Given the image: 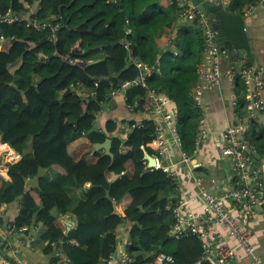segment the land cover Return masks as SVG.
<instances>
[{"label": "trees", "instance_id": "1", "mask_svg": "<svg viewBox=\"0 0 264 264\" xmlns=\"http://www.w3.org/2000/svg\"><path fill=\"white\" fill-rule=\"evenodd\" d=\"M255 2L228 0L226 9L244 15ZM181 10L175 0H0V18L18 19L0 23V144L21 156L7 164L9 181H0V205H19L10 224L0 219L3 239L40 224L49 264L57 262V252L68 264H100L128 223L134 264H150L157 252L171 254L175 264H209L201 260L195 237H168L179 192L161 169L146 167L145 154L157 155L154 123L94 126L112 92L138 78L139 70L128 59L157 63L159 73L145 80L146 87L175 104L181 149L193 157L202 115L191 92L203 56L201 30L196 22L184 21L169 47L158 46L160 37H168L181 21ZM124 97L133 114L149 111L140 85L127 88ZM105 140L111 141L112 157L94 149ZM51 169L57 173L47 181L41 171ZM29 179L38 181L32 191H26ZM71 188L80 190V199L71 197ZM59 216L72 217L73 229L67 232L58 224ZM3 239L0 252L6 256Z\"/></svg>", "mask_w": 264, "mask_h": 264}, {"label": "built area", "instance_id": "2", "mask_svg": "<svg viewBox=\"0 0 264 264\" xmlns=\"http://www.w3.org/2000/svg\"><path fill=\"white\" fill-rule=\"evenodd\" d=\"M171 1V0H169ZM180 4L182 10L178 19L186 22H196L202 33L203 56L197 65L198 76L195 91L193 94L196 105L200 106V98L204 91L218 87L226 78L231 82L238 83L241 87L240 98L243 101V108L249 120L256 119L257 115H264V67L247 63V57L243 53L231 57L230 52L220 48L216 42L217 32L204 13L192 7L188 0H175ZM218 1V0H214ZM226 8L228 0H221ZM254 10V5L249 6L244 17L249 16ZM16 17L6 14L0 18V23L17 21ZM50 27V24L47 25ZM53 26L52 30H56ZM55 38V35H53ZM4 41L0 37V45ZM129 44H125L128 49ZM170 44L168 43V47ZM129 51V50H128ZM130 52V51H129ZM72 64L83 65L78 60H72L69 56L63 58ZM226 62V69L222 70V62ZM138 70L139 76L132 83H124L119 91L112 92V97L125 92L131 86L140 85L145 88V98L149 104V113L158 116L169 134L173 135L174 143L181 148V141L176 133V109L167 108L170 102L165 96L157 93L154 89L147 88L145 80L153 74L159 73V66H149L138 62L134 58L128 59ZM237 95L233 98V104H237ZM132 112V108H129ZM102 113V110L98 114ZM122 129V127H120ZM240 126H228L220 135L221 144L219 154L221 158L228 159L232 163L233 183L231 188L221 193L208 192L202 188L198 189L197 198L201 203V210H194L189 200L178 198L171 209L172 222L169 225L168 237L178 241L183 238L195 237L201 245V260L209 264H232L237 258L238 252L250 258L252 264H264L263 258L257 252L251 240L250 224L257 214V210L264 209V183L259 179L260 169L256 167L253 153L242 134ZM209 134L208 125L202 117L198 122L196 135V147L201 141L207 139ZM153 145L156 148L157 156L164 153L165 142L162 131L155 125ZM180 150V149H179ZM181 164L188 167L191 158L182 149ZM148 167V164L146 166ZM152 169V168H149ZM154 169H161L167 176L177 184L179 189V173L172 167L160 165ZM179 192V191H178ZM122 231L116 234L117 243L114 251L100 264H134V257L128 252L131 245L129 234L126 235L124 243L121 244ZM0 237L3 239L1 232ZM3 241L7 242L6 239ZM7 251L10 245L7 242ZM57 262L54 264H68L67 259L61 252L56 253ZM1 264H26L15 255L4 256L2 254ZM150 264H175L171 254L164 252L152 253Z\"/></svg>", "mask_w": 264, "mask_h": 264}, {"label": "crops", "instance_id": "3", "mask_svg": "<svg viewBox=\"0 0 264 264\" xmlns=\"http://www.w3.org/2000/svg\"><path fill=\"white\" fill-rule=\"evenodd\" d=\"M254 10L249 16L245 17V27L248 36L251 57L247 58V63L264 67V0H256ZM251 6V5H250ZM249 8L247 6L245 11ZM185 23L179 21L177 25L170 31L168 37H160L158 46L162 49L168 47L169 40L173 38L179 25ZM214 26V25H213ZM226 62H222V70L226 69ZM238 83L223 78L218 87L208 89L201 95L199 108L202 111V117L208 125L209 134L206 140L201 141L196 147L195 153L191 158V164L185 167L181 164V148H178L173 139V135L165 130L158 116L147 113L133 114L129 111L126 104L124 94H117L112 97L111 101L104 106L102 113L97 115L94 126L103 130L106 122L111 121L114 124L123 127V123L134 121L141 123L143 121H152L154 125L160 128L165 142L164 153L157 156H150L155 162V166L172 167L179 175V198L189 200L191 207L201 210V203L197 198L199 188L208 192L221 193L231 188L233 183L232 163L228 159L221 158L219 154V146L221 144V133L231 125L240 126L242 134L246 139L249 147H253V154L264 156V115H257L256 119L249 120L246 112L242 108H238L237 104H233V98L240 89ZM195 86L191 89L192 96ZM239 87V88H238ZM240 92L242 90H239ZM194 100V98H193ZM237 102V101H236ZM167 108L175 109V104L170 101ZM180 149V150H179ZM146 159V156H144ZM254 157V155H253ZM21 159L7 145L0 144V181H9L7 175V164H15ZM255 160V159H254ZM147 164L149 163L146 159ZM256 162V161H255ZM256 165V163H255ZM56 170L41 171V176L47 181L55 178ZM37 179H29L26 181V191H32L37 187ZM88 187V185H86ZM68 193L72 198L80 199L81 192L77 188H71ZM126 198L120 205L122 209L128 203ZM19 210L17 202L11 204L0 205V219L4 225L10 224L16 217ZM55 214V213H53ZM57 223L65 228L73 229L74 220L69 216H59ZM130 225L125 223L118 232L122 231L124 243L126 235L129 234ZM117 232V233H118ZM251 240L256 247L257 252L264 260V209L257 210V214L250 224ZM42 228L40 224L32 225L28 229H22L19 232H11L5 238L10 245V250L6 251L7 256L15 255L18 259L26 264H49L50 255L43 252L44 246L40 237ZM2 254L0 252V264ZM232 264H252L250 258L238 252L237 258Z\"/></svg>", "mask_w": 264, "mask_h": 264}, {"label": "water", "instance_id": "4", "mask_svg": "<svg viewBox=\"0 0 264 264\" xmlns=\"http://www.w3.org/2000/svg\"><path fill=\"white\" fill-rule=\"evenodd\" d=\"M189 4L200 10L210 21H213L217 32L216 42L220 48L230 52L231 57L245 54L247 58L251 57L248 36L245 27V17L239 14L230 13L221 3L214 0H188ZM111 141L105 140L102 144H95V150H103L104 155L112 157L110 152ZM253 151V147H249ZM256 167L260 169L259 179L264 183V156L253 154ZM148 160V167L154 168L155 162L148 154H145ZM70 231V229H68Z\"/></svg>", "mask_w": 264, "mask_h": 264}]
</instances>
